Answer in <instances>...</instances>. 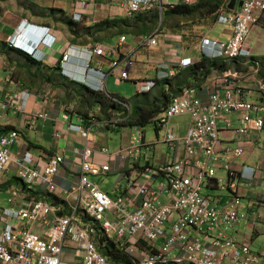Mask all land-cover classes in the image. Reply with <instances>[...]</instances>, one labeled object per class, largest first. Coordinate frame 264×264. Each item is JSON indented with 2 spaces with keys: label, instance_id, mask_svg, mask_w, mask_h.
<instances>
[{
  "label": "built area",
  "instance_id": "1",
  "mask_svg": "<svg viewBox=\"0 0 264 264\" xmlns=\"http://www.w3.org/2000/svg\"><path fill=\"white\" fill-rule=\"evenodd\" d=\"M200 1L95 0L96 4L118 6L127 18L144 13H157L161 17L167 8L178 4L192 6ZM229 2L224 0L216 15L217 23L228 26L223 39L203 37L199 53L211 60L246 59L256 74L259 63L252 57L247 38L251 26L264 12V0H235L232 10L227 8ZM125 39L121 35L119 42ZM54 42L50 28L21 22L9 44L39 60L38 47L51 48ZM141 45L157 46L156 35L144 37ZM72 48L67 49L61 60L62 73L72 80L105 92L106 77L119 67L123 68L119 72L120 82L128 79L132 65L128 56L112 60L105 73L99 67H91V63L95 57L110 56L112 52L90 45L84 51L82 67L70 69L67 62ZM192 63L190 58L182 57L166 73L162 69H168L167 66L160 64L159 79L174 76ZM237 73L233 70L220 76L204 102L196 87L184 88L154 119L155 127L164 131V142L175 150L183 148L180 158L155 172L166 180L158 190L149 186L148 180L135 184L134 179L130 182L129 196L111 198L89 177L101 176L112 169L108 164L93 162L94 151L87 144L73 148L72 153L78 158L76 181L62 188L56 184V177L66 164L63 155H52L39 167L29 150L11 154V147L19 139L18 132L0 135V177L13 169L21 184L20 188L7 190L5 200L9 207H0V264H125L112 261L101 252L110 245L129 264H264L260 253L229 235L242 221L258 222L255 211H240L239 182L248 181L249 186L263 179L253 168L238 163L244 155L240 142L249 141L252 134L264 129V101L244 98L245 87L237 81ZM257 83L264 91L262 82ZM154 85V80H145L139 91L148 92ZM29 95L22 90L17 96L19 104L11 97L9 101L24 110ZM112 101L129 112L127 104L116 98ZM37 116L46 118L47 114ZM180 116H188L190 125L183 136L176 137L170 122ZM63 118L68 121V116ZM234 118L239 124L237 128L232 125ZM220 121L226 130L234 131L239 144L221 143ZM136 128L131 134L133 145L116 154L120 162H136L143 152L149 151L143 144L142 131ZM68 130L87 141L92 127L84 126L79 119L77 123H69ZM217 170L226 173V180L216 177ZM212 187L229 194V201L222 208L214 203L213 196L204 192ZM35 190L46 191L53 201L33 198Z\"/></svg>",
  "mask_w": 264,
  "mask_h": 264
},
{
  "label": "crops",
  "instance_id": "2",
  "mask_svg": "<svg viewBox=\"0 0 264 264\" xmlns=\"http://www.w3.org/2000/svg\"><path fill=\"white\" fill-rule=\"evenodd\" d=\"M103 20H124V23L121 24L120 30L115 27L109 29L102 26L101 23L97 24ZM21 22L48 27L50 33L55 37L51 48L38 47L41 59L37 60L29 55L27 58L10 46V40L16 34ZM155 31L150 34H154ZM128 34L130 35V18L125 17L120 8L115 5L109 7L96 4L95 0H0V131L7 133L16 131L19 134V139L10 149L11 154L19 150H29L39 167L50 156L63 155L66 164L56 177V184L62 188H68L76 181L78 165V158L73 155L72 150L87 144L94 151L93 162L108 164L112 169L111 172L98 177H112L113 187H111L112 189L101 187L97 181L98 177L90 176L89 178L114 199L121 195L129 196L130 182L134 179H136L135 184L144 181V179L148 180L149 186L152 187V183L156 179L163 177L156 176L155 172L157 173L163 165L180 158L183 155L182 147H177L175 150L176 148L172 149L166 143L167 153L160 155V152L156 151L155 143L147 141L142 132L143 144L149 147V151L143 152L136 162L132 160L120 162L116 159V154L119 150L127 149L130 142L127 143L124 132L121 134L120 143H116L108 133L130 128L123 124L131 106L152 101L160 91L172 95L175 86L183 79L189 82L188 86L197 88L202 102L206 101L208 94L213 91L219 75L212 73L198 87L194 84L191 76L186 74V69H179L174 76L159 79L158 65L167 66L168 69H162V72L166 73L176 67L178 59L187 57L195 62L199 60L200 53L199 48L194 54L186 52L181 42L175 38L172 39V37L157 39V46H147L153 50L149 54L150 65L144 66L143 69L151 73V76L142 77L138 74L130 76V67L128 79L120 82L119 72L123 68L119 67L114 70L106 77L104 89L107 98L115 105L103 110L98 100L84 90L80 83L62 73V56L69 47H73L67 65L70 69L82 67L85 49L90 45H98L111 51L112 55L95 57L91 67H99L102 72L107 73L112 60L122 59L125 56L130 58L133 65L134 62H137L134 57L136 50H139L143 38L150 34L146 36L132 34L134 39L131 45L128 43ZM121 35L126 38L123 43L119 42ZM157 35L156 37H158ZM112 36H115L113 43L102 41ZM135 45L136 47H134ZM79 74L82 78L83 75ZM164 79L167 80L164 81ZM145 80H157L158 84L148 92H140L139 86ZM237 81L245 87L244 98L246 100L263 101L261 94L264 91L255 96L256 92L248 88L249 85L243 83L242 76L239 75ZM130 82L132 87H129ZM22 90L30 94L24 110L19 109L20 101L17 97ZM9 97L17 99L18 104L10 103ZM112 98L127 104L129 112L122 104L112 101ZM2 105H5V109H1ZM39 113H46L47 117L39 118L37 116ZM85 115L88 118L86 121L82 119ZM64 116H68V121L64 120ZM79 119L84 126L92 127L87 141L82 139L79 134L68 130V124L77 123ZM219 123L221 143L230 146L239 144L234 131L226 130L224 123L221 121ZM152 124L155 129V124ZM170 125L174 128L175 136L181 137L189 128L190 120L188 118L185 127L172 125L171 122ZM232 125L233 128H237L239 125L235 118ZM132 128L134 130L136 127ZM155 131L158 132L160 129ZM240 143L244 149V155L238 163L253 168L256 174L264 178V129L260 133L252 134L249 141ZM102 148L107 151L100 152ZM13 171L11 169L0 177V192L11 185L17 186ZM212 190L217 189L212 187L204 189V192L211 193ZM247 190L242 189L240 195L245 196L248 193L256 200L246 206L241 205L240 211H255L258 222L251 224L250 221H242L229 231V235L238 242L247 244L251 250L260 253L264 263V237L262 240L258 238L261 235L264 236V198L260 196L258 199L259 196L257 198L252 191ZM223 193L225 192L217 193L218 203L213 196L214 203H217L219 208L229 201V197H224ZM31 196L37 200L53 201V197L44 190H35ZM5 199L1 200L5 202L6 207H9ZM0 207L6 208L3 205ZM252 244L255 245V249H252Z\"/></svg>",
  "mask_w": 264,
  "mask_h": 264
},
{
  "label": "rangeland",
  "instance_id": "3",
  "mask_svg": "<svg viewBox=\"0 0 264 264\" xmlns=\"http://www.w3.org/2000/svg\"><path fill=\"white\" fill-rule=\"evenodd\" d=\"M135 18L136 17L130 18V35L128 34V43H130V45L133 43L134 39L132 34H136V36H139L140 33V25H135ZM142 20L143 21L141 22H144L147 34H150L151 32H154V30H156L155 33H160L159 35H157L158 37H156L158 40H162L166 37H172V39L175 38L179 40V42H181L183 48L190 54H194L198 50L200 40L205 36H208L211 39L222 40L223 34L228 27L217 23L215 14L209 16H199L198 14H194L193 16H190V18L186 19L182 17H171L169 19H165L164 16L160 17L157 13H151L143 17ZM114 38L115 36H112L110 38L103 39L102 41L105 43H113ZM247 46L252 54L253 59L259 63V68H257L258 72L256 74H253V65L250 64L246 59H239L236 62L232 61L235 63H231L230 65H228V67L234 69V71H237V74L242 76L243 83L249 85L250 87L248 88H251L254 92H256L255 96H258V93L263 91L260 90L257 82L261 81L264 85V12L259 16L257 22L253 26H251L247 38ZM134 47H136V45ZM138 49L139 50H136V54L134 55V57L137 59V62H134L131 66L130 76L138 74L142 77H149L151 76V73H148V71H144L143 69L144 66L150 65L151 60L149 54L152 53L153 48H148L147 46L140 45ZM246 62H248V64H246ZM131 84L132 83L130 82L129 87L131 86ZM261 96H263L264 101V92L261 94ZM187 123L188 117L186 116H180L171 120V124L178 127H185ZM136 130L142 131L147 141H152L155 143L156 151L160 152V155H164L167 153V144L163 140V130L156 132L152 123L146 125L143 128L137 127ZM119 131L120 132H110L108 133V135L114 138V141L116 143H120L121 134L122 132H124L126 135L127 143L130 142L129 147H131L133 145L131 142V134L134 132L133 128L127 127L123 131L121 129ZM12 173L13 177H15V171H13ZM216 177L218 179L226 180V173L224 171L217 170ZM97 181L99 182L101 187H109V189H112L111 187H113L112 185L114 183L112 177H98ZM161 182L165 184V178L160 177L156 179L155 182L152 183V188L158 190ZM16 184L17 186L11 185L10 187L0 192V205H3L5 207L7 206L1 199L7 198V190L21 187L20 182H18L17 180ZM246 184H248V181L241 180L239 182V195L241 194L242 189H248L247 191H252L257 198L259 196L258 199H260V196H263L264 198V178L259 182H256L255 185H252L251 183L249 184V186H246ZM219 192V190H212L211 193H209L211 196L215 197L217 203L219 202V198L217 197V193ZM223 194L224 197H229V194ZM241 197L242 206H246L248 203H252L253 200H256L250 197L248 193H246L245 196ZM198 237L202 239L201 235H198ZM263 237L264 236L261 235L258 238L259 240H262ZM157 246H159V244H157ZM251 247L252 249L256 248L254 244H252Z\"/></svg>",
  "mask_w": 264,
  "mask_h": 264
},
{
  "label": "trees",
  "instance_id": "4",
  "mask_svg": "<svg viewBox=\"0 0 264 264\" xmlns=\"http://www.w3.org/2000/svg\"><path fill=\"white\" fill-rule=\"evenodd\" d=\"M224 0H202L199 3L192 5V6H187V5H181L178 4L174 8H167L163 10L162 16H164L165 19H169L171 17H182V18H190V16H193L194 14H198L199 16H209L212 14H215V18L217 15V11L219 6ZM151 14V13H144V14H138L133 17H136L134 21H136L135 25H140V35L146 36V29L144 26V22L142 18L145 17L146 15ZM140 20V21H138ZM140 22V24H139ZM104 26L105 28L112 29L113 27L118 28L119 30L121 29V24L124 23V20H103L102 22H99L97 24H100ZM158 33H154V35H157ZM22 55L26 56L29 58V56L18 50ZM236 62V61H235ZM235 62H228L224 59H208L203 55H200V58L198 61L193 62L186 68V74L188 76H191L193 81L195 82L194 84L198 87L200 86L212 73H216L217 75L222 76L223 74L233 71L234 69L228 67L231 63ZM167 79H164L166 81ZM155 81V86L158 84L157 80ZM188 81L184 80L180 83H178L175 86V89L172 93L166 94L163 91H160L158 95L152 100V101H147L144 103L140 104H134L133 106L130 107V112L128 116L126 117L125 123L123 125L125 126H130V127H138V128H143L146 125L150 123H154L153 119L164 112L168 104L170 103L171 99L181 93V91L188 87ZM84 90L92 94L96 100L101 104V108L103 110H106L107 107H113L115 105L114 103L111 102L109 98L105 95V92L103 91H94L90 88H87L86 86L82 85ZM83 120L86 121V115L83 116ZM153 121V122H152ZM155 130L157 128L155 127ZM6 131H0V135L6 134ZM103 254L107 256L108 259L116 262H123L125 264H129V261L126 257L120 255L117 253L116 249L110 245V246H105L101 250Z\"/></svg>",
  "mask_w": 264,
  "mask_h": 264
},
{
  "label": "water",
  "instance_id": "5",
  "mask_svg": "<svg viewBox=\"0 0 264 264\" xmlns=\"http://www.w3.org/2000/svg\"><path fill=\"white\" fill-rule=\"evenodd\" d=\"M234 6H235V0H230V2H229V4H228L227 8H228L229 10H232V9L234 8ZM238 6H241V2L238 3Z\"/></svg>",
  "mask_w": 264,
  "mask_h": 264
}]
</instances>
